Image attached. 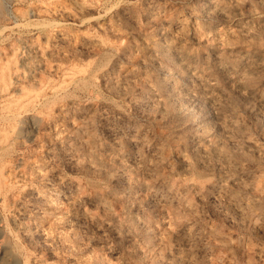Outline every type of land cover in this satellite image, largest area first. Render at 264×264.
I'll list each match as a JSON object with an SVG mask.
<instances>
[{
  "label": "rangeland",
  "instance_id": "1",
  "mask_svg": "<svg viewBox=\"0 0 264 264\" xmlns=\"http://www.w3.org/2000/svg\"><path fill=\"white\" fill-rule=\"evenodd\" d=\"M263 95L264 0H0V264H264Z\"/></svg>",
  "mask_w": 264,
  "mask_h": 264
},
{
  "label": "bare ground",
  "instance_id": "2",
  "mask_svg": "<svg viewBox=\"0 0 264 264\" xmlns=\"http://www.w3.org/2000/svg\"><path fill=\"white\" fill-rule=\"evenodd\" d=\"M235 2H236V1H235ZM238 3H239V2H238ZM213 5H214V4H213ZM234 7H235V6H234ZM204 8H205V7H204ZM204 8H203V9H204ZM209 8H211V7H209ZM219 8H220V7H219ZM203 9H202V10H203ZM207 9H208V8H207ZM219 10H220V9H219ZM219 10H218V11H219ZM203 11H204V10H203ZM219 12H220V11H219ZM221 12H222V11H221ZM206 13H207V12H206ZM212 13H213V12H212ZM215 13H216V12H215ZM224 13H225V12H224ZM216 15H217V14H216ZM221 16H222V15H221ZM225 16H226V15H225ZM154 20H155V19H154ZM165 22H166V21H165ZM166 24H167V23H166ZM192 36H193V35H192ZM192 36H191V37H192ZM194 36H195V35H194ZM198 37H199V36H198ZM175 38H176V37H175ZM177 39H178V38H177ZM177 39H176V41H177ZM195 39H196V38H195ZM180 40H181V39H180ZM178 41H179V40H178ZM93 43H94V42H93ZM213 46H214V45H213ZM214 47H215V46H214ZM179 51H180V50H179ZM175 53H176V52H175ZM183 53H184V52H183ZM244 53H245V52H244ZM166 55H167V54H166ZM186 55H187V54H186ZM243 55H244V54H243ZM175 56H176V55H175ZM241 56H242V55H241ZM184 57H185V56H184ZM177 58H178V56H177ZM179 59H180V58H179ZM247 59H248V57H247ZM181 60H182V59H181ZM226 60H227V59H226ZM178 61H179V60H178ZM259 61H260V60H259ZM259 61H258V62H259ZM182 62H183V61H182ZM227 64H228V63H227ZM251 64H252V63H251ZM2 70H3V69H2ZM247 70H248V69H247ZM252 70H253V69H252ZM252 70H251V71H252ZM3 71H4V70H3ZM82 71H83V70H82ZM226 71H227V69H226ZM232 71H233V70H232ZM248 71H249V70H248ZM252 72H253V71H252ZM6 73H7V72H6ZM3 74H4V73H3ZM7 74H8V73H7ZM7 74H6V75H7ZM74 74H76V73H74ZM247 74H248V73H247ZM251 74H252V73H251ZM251 74H250V75H251ZM72 75H73V74H72ZM76 75H77V74H76ZM78 75H79V72H78ZM191 75H192V74H191ZM195 75H197V74H195ZM250 75H249V76H250ZM4 76H5V75H4ZM73 77H74V76H73ZM80 77H81V76H80ZM80 77H79V78H80ZM250 77H251V76H250ZM4 78H5V77H4ZM200 78H201V77H200ZM244 78H245V77H244ZM1 79H2V78H1ZM70 79H71V78H70ZM5 80H6V78H5ZM78 80H79V79H78ZM236 80H237V79H236ZM239 80H240V79H239ZM245 80H247V79H245ZM74 81H75V80H74ZM238 82H239V81H238ZM247 82H248V81H247ZM235 83H236V82H235ZM171 84H172V83H171ZM242 84H243V83H242ZM248 84H249V83H248ZM236 85H237V84H236ZM246 85H247V84H246ZM250 85H251V84H250ZM241 87H242V86H241ZM243 87H245V86H243ZM247 87H248V86H247ZM250 87H251V86H250ZM245 89H246V88H245ZM206 90H208V89H206ZM250 90H251V89H250ZM213 91H214V90H213ZM241 91H243V90H241ZM246 91H247V90H246ZM246 91H245V92H246ZM249 92H250V91H249ZM252 92H253V91H252ZM204 93H206V91H205ZM212 93H213V92H212ZM242 93H243V92H242ZM207 94H208V93H207ZM243 94H245V93H243ZM254 94H255V93H254ZM208 95H209V94H208ZM211 95H213V94H211ZM29 96H30V95H29ZM255 96H256V95H255ZM260 96H262V95H260ZM263 96H264V95H263ZM27 97H28V96H27ZM30 97H31V96H30ZM30 97H29V98H30ZM206 97H207V96H206ZM216 97H217V96H216ZM25 98H26V97H25ZM204 98H205V97H204ZM209 98H210V96H209ZM209 98H208V99H209ZM260 98H261V97H260ZM27 99H28V98H27ZM211 99H212V98H211ZM213 99H214V98H213ZM14 100H15V99H14ZM258 100H259V99H258ZM258 100H257V101H258ZM10 101H11V100H10ZM213 101H214L213 103H215V100H213ZM29 102H30V101H29ZM32 102H33V101H32ZM263 102H264V101H263ZM26 103H27V102H26ZM257 103H258V102H257ZM7 105H8V104H7ZM7 105H5V106H7ZM12 105H13V104H12ZM9 107H10V105H9ZM11 107H12V106H11ZM262 108H264V107H262ZM218 115H219V114H218ZM222 115H223V112H222ZM220 117H221V116H220ZM223 118H225V117H223ZM223 118H222V119H223ZM229 118H231V117H229ZM219 119H220V118H219ZM229 120H230V119H229ZM229 120H228V121H229ZM231 120H232V119H231ZM233 121H234V120H233ZM221 123H222V122H221ZM224 123H225V122H224ZM228 125H229V124H228ZM220 126H221V124H220ZM228 127H229V126H228ZM228 127H227V128H228ZM225 129H226V128H225ZM220 130H221V129H220ZM226 132H227V131H226ZM3 133H4V132H3ZM1 134H2V133H1ZM5 135H6V134H5ZM5 135H4V136H5ZM2 137H3V136H2ZM0 139H1V137H0ZM5 139H7V138H5ZM3 141H4V140H3ZM247 141H249V140H247ZM249 142H250V141H249ZM246 144H248V143H246ZM222 145H223V144H222ZM251 146H252V145H251ZM246 147H247V146H246ZM256 149H257V147H256ZM198 150H199V149H198ZM201 150H202V148H201ZM214 150H215V149H214ZM217 151H218V150H217ZM219 151H220V150H219ZM214 152H215V151H214ZM217 155H218V154H217ZM221 156H222V155H221ZM221 156H220L219 158H221ZM217 157H218V156H217ZM217 157H215V158H217ZM224 157H225V156H224ZM225 161H226V160H225ZM245 168H246V167H245ZM236 169H238V168H236ZM240 170H241V169H240ZM237 171H239V170H237ZM235 172H236V171H235ZM238 173H239V172H238ZM251 174H252V173H251ZM232 176H233V175H232ZM247 176H248V175H247ZM249 177L252 178L251 175H250ZM249 177H248V178H249ZM255 177H256V175H255ZM255 177H254V178H255ZM239 179H240V177H239ZM241 179H242V178H241ZM189 182H190V181H189ZM240 182H241V181H240ZM240 182H239V183H240ZM230 183L232 184L231 181H230ZM236 183H237V182H236ZM239 183H237L238 185H237V184H236V185L239 186V185L241 184V183H240V184H239ZM198 185H199V184H198ZM229 185H230V184H229ZM232 185H234V183H233ZM236 185H235V186H236ZM251 185H252V184H251ZM192 186H193V184H192ZM217 186H218V185H217ZM227 186H228V185H227ZM194 187H195V186H194ZM242 187H243V186H242ZM197 188H198V187H197ZM227 188H228V187H227ZM216 189H217V188H216ZM222 189H223V188H222ZM221 192H222V191H221ZM221 192H220V193H221ZM228 192H229V191H228ZM224 193H225V192H223V194H224ZM210 194H211V193H210ZM226 196H227V195H226ZM231 196H232V195H231ZM237 196H238V195H237ZM229 197H230V196H229ZM229 197H227V198H229ZM233 197H235V196H233ZM238 198H239V197H238ZM238 198H236V199H238ZM252 198H254V197H252ZM231 199H232V198H231ZM234 199H235V198H234ZM240 200H241V199H240ZM254 200H255V199H254ZM258 200H259V199H258ZM258 200L256 199V201H258ZM232 201H233V200H232ZM236 201H237V200H236ZM250 201H251V200H250ZM252 201H253V200H252ZM162 202H163V201H162ZM238 202H240V201H238ZM245 202H246V201H245ZM247 202H248V201H247ZM259 202H260V201H259ZM235 204H236V203H235ZM240 204H241V203H240ZM164 205H165V204H164ZM236 205H237V204H236ZM236 205H235V206H236ZM250 205H252V204H250ZM258 205H259V204H258ZM162 206H163V205H162ZM237 206H238V205H237ZM242 206H243V204H242ZM242 206H241V207H242ZM245 206H246V203H245ZM254 206H256V205H254ZM254 206H253V207H254ZM159 207H160V206H159ZM164 207H165V206H164ZM172 207H173V206H172ZM232 207H233V206H231V208H232ZM251 207H252V206H251ZM256 207H257V206H256ZM246 208H247V207H246ZM248 208H249V207H248ZM234 209H235V208H234ZM234 209H233V210H234ZM250 209H251V208H250ZM250 209H249V210H250ZM253 209H254V208H253ZM257 209H258V207H257ZM172 210H174V209H172ZM235 210H236V209H235ZM245 210H247V209H245ZM249 210H248V211H249ZM164 211H165V210H164ZM167 211H168V210H167ZM236 211H237V210H236ZM254 211H256V210H254ZM258 211H260V209H259ZM258 211H257V212H258ZM168 212H169V211H168ZM176 212H178V211H176ZM234 212H235V211H234ZM246 212H247V211H244V210L241 209V208L238 209V214L240 213V216H241V214H246ZM257 212H256V213H257ZM160 213H161V211H160ZM166 213H167V212H166ZM170 213H171V212H170ZM172 213H173V212H172ZM251 213H252V211H251ZM158 214H159V213H158ZM161 214H162V213H161ZM177 214H178V213H177ZM238 214H237V215H238ZM164 215H165V214H164ZM164 215H163V216H164ZM167 215H168V213H167ZM246 215H249V214H246ZM168 216L170 217V215H168ZM172 216H173V215H172ZM238 216H239V215H238ZM240 216H239V218H240ZM244 216H245V215H244ZM158 217H159V216H158ZM241 217H243V216H241ZM248 217H249V216H247V218H248ZM170 218H171V217H170ZM170 218H169V219H170ZM245 218H246V216H245ZM165 219H166V218H165ZM169 219L167 218V220H169ZM171 219H173V218H171ZM243 219H244V218H243ZM249 219H250V218H249ZM150 220H151V219H150ZM241 220H242V219H241ZM263 220H264V219H263ZM148 221H149V219H148ZM242 221H243V220H242ZM244 221H245V220H244ZM150 222H151V221H150ZM153 222H154V221H153ZM167 222H168V221H167ZM151 223H152V222H151ZM160 223H161V222H160ZM164 223H165V222H164ZM169 223L171 224V222H169ZM173 223H176V222H173ZM178 223H179V222H178ZM147 224H148V223H147ZM154 224H155V223H154ZM176 224H177V223H176ZM166 225H168V224H166ZM171 225H172V224H171ZM152 226H153V223H152ZM168 227H169V225H168ZM159 231H160V230H159ZM163 232H164V231H163ZM170 232H171V231H169V233H170ZM160 233H161V232H160ZM167 234H168V233H167ZM158 235H161V234H158ZM165 235H166V234H165ZM161 237H162V236H161ZM165 237H166V236H165ZM158 238H159V237H158ZM159 240H160V239H159ZM164 240H165V239H164ZM156 242H157V241H156ZM156 242H155L154 244H156ZM158 242H159V241H158ZM163 242H164V241H163ZM163 244H164V243H163ZM163 247H164V246H163ZM165 247H166V245H165ZM150 248H151V247H150ZM157 248L159 249L158 246H157ZM157 248H156V251H157ZM162 249H164V248H162ZM165 249H166V248H165ZM150 250H153V248L150 249ZM156 251L154 252V255H156V254H155ZM162 251H163V250H162ZM152 252H153V251H152ZM157 252H159V251H157ZM160 252H161V251H160ZM150 253H151V252H150ZM161 253H162V252H161ZM151 254H153V253H151ZM157 255H159V254H157ZM152 258H153V257H152ZM187 261H188V260H187ZM186 263H187V262H186ZM188 263H190V262H188ZM188 263H187V264H188Z\"/></svg>",
  "mask_w": 264,
  "mask_h": 264
}]
</instances>
